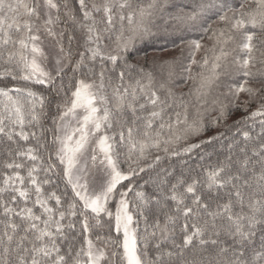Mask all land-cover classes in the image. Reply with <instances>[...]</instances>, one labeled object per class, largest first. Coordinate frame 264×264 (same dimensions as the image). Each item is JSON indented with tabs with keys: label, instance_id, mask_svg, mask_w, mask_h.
Segmentation results:
<instances>
[{
	"label": "snow or ice",
	"instance_id": "obj_1",
	"mask_svg": "<svg viewBox=\"0 0 264 264\" xmlns=\"http://www.w3.org/2000/svg\"><path fill=\"white\" fill-rule=\"evenodd\" d=\"M0 264H264V0H0Z\"/></svg>",
	"mask_w": 264,
	"mask_h": 264
},
{
	"label": "trees",
	"instance_id": "obj_2",
	"mask_svg": "<svg viewBox=\"0 0 264 264\" xmlns=\"http://www.w3.org/2000/svg\"><path fill=\"white\" fill-rule=\"evenodd\" d=\"M177 3H180L181 0H176ZM242 39V38H238V41ZM177 43H173L171 38H164L163 36H153L151 38H147L144 41L138 42L135 49H133L132 52V59L130 62L132 63H136L137 61H139L141 64H143L146 60L150 63L151 59H149V55L153 54V53H159V52H164V51H168V50H173V49H177ZM209 43V42H206ZM200 55L202 54H198L197 55V59L200 58ZM144 58V61H141V59ZM66 71H68V76H71V72L66 69ZM65 79H67V77H65ZM57 83H59V80L57 81ZM179 83V87L177 88L178 92H183V93H187L189 88H191L193 85L191 84V82L188 81H184V82H180ZM38 89H42L43 86H36ZM46 94H48V91L45 90ZM61 95H56L55 91L52 90L50 93V97L54 98L56 101L61 100ZM255 107V105H253V108ZM245 115V113L243 112V109H240L239 111H235L234 110V114L232 116L235 117L236 119H232L230 121V119L227 121L228 125L233 124L234 121L236 120H240L243 116ZM217 131L223 132L225 131L224 128H220V129H212L210 130L208 133L205 134V139H207L208 136L211 135H215L217 133ZM202 152L205 153V160L204 161H200L199 157H195L191 160H189L188 165H185L184 167H189V166H196L197 164H214L216 162L217 156L221 155L222 158V153L220 151V143L219 142H214L212 145H205L204 148L202 149ZM183 159H186L184 157H175L172 158L171 160H165L164 164L165 166L168 165H172L174 167H176L177 171L180 170V167L182 166L181 162ZM257 243H259V241L257 240Z\"/></svg>",
	"mask_w": 264,
	"mask_h": 264
},
{
	"label": "rangeland",
	"instance_id": "obj_3",
	"mask_svg": "<svg viewBox=\"0 0 264 264\" xmlns=\"http://www.w3.org/2000/svg\"><path fill=\"white\" fill-rule=\"evenodd\" d=\"M45 44L47 45V47H48L49 49H51V44H50V42L45 41ZM177 52H178L177 49H173V50H168V51H164V52L153 53V54L149 55V59H152L153 57H157V58H160V57H171L172 55L177 54ZM141 61H144V58L141 59ZM241 95L243 96L244 94H241ZM235 117H236V116H235ZM235 117L231 118L230 121H231L232 119H236Z\"/></svg>",
	"mask_w": 264,
	"mask_h": 264
}]
</instances>
